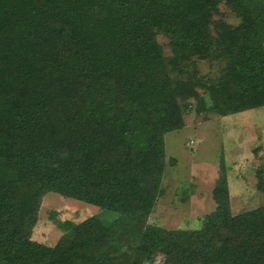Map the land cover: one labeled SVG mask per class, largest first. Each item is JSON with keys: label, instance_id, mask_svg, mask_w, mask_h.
I'll return each instance as SVG.
<instances>
[{"label": "trees", "instance_id": "obj_1", "mask_svg": "<svg viewBox=\"0 0 264 264\" xmlns=\"http://www.w3.org/2000/svg\"><path fill=\"white\" fill-rule=\"evenodd\" d=\"M220 4L236 25L213 20ZM261 15L264 0H0V264H151L158 250L164 264H264L256 256L264 206L232 217L224 180L200 230L146 224L166 166L164 136L185 114L264 107ZM194 56L223 60L219 76L201 75ZM103 89L130 108L134 133L120 144L101 139L89 109ZM256 177L264 192V171ZM47 193L115 214L83 222L107 231L108 248L76 242L68 221L58 222L54 249L31 241Z\"/></svg>", "mask_w": 264, "mask_h": 264}, {"label": "rangeland", "instance_id": "obj_2", "mask_svg": "<svg viewBox=\"0 0 264 264\" xmlns=\"http://www.w3.org/2000/svg\"><path fill=\"white\" fill-rule=\"evenodd\" d=\"M213 20L224 19L236 25L232 12L220 4ZM264 43V15L256 17ZM156 42L162 47V54L171 57V49L165 35L155 34ZM190 63L201 75L216 79L224 67V61L217 58L192 57ZM184 76L189 74L186 69ZM177 72L167 67L166 75L172 81ZM94 107L100 124L101 139L110 138L120 144L133 135L130 108L116 99L107 89L94 93L89 102ZM207 104V103H206ZM194 105V103H193ZM206 109L198 114L194 110L184 115L179 130L164 136V157L166 166L157 191L155 206L148 215L146 224L167 231H194L203 227L207 216L217 206L221 183L228 187L229 209L232 217L251 214L264 206V192L256 188L259 171H264V107L245 110L226 117H220ZM89 128L88 118L83 129ZM170 159L175 164H169ZM99 215L111 221L115 214L103 211L92 204L63 198L47 193L40 201L36 212V223L31 228L30 239L40 246L54 249L63 241V231L58 222L68 221L76 225L75 241L100 250L108 248L107 231L83 222ZM228 224V229H232ZM260 248L256 256L264 263V238L258 239ZM132 246H123L129 251ZM151 264H164L160 250Z\"/></svg>", "mask_w": 264, "mask_h": 264}]
</instances>
